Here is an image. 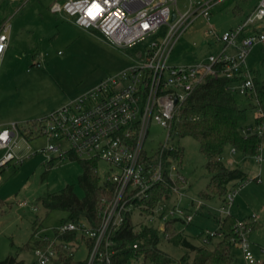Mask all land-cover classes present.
<instances>
[{"label": "built area", "instance_id": "1", "mask_svg": "<svg viewBox=\"0 0 264 264\" xmlns=\"http://www.w3.org/2000/svg\"><path fill=\"white\" fill-rule=\"evenodd\" d=\"M224 1L64 0L49 5L50 12L60 14L78 28L97 34L124 52L128 63L38 118L0 123V171L10 162L15 165L24 157L37 153L42 154L46 162L68 159L73 154L80 159L102 160L109 166L107 175L100 179L101 184L107 185L109 197H101L96 206L94 215L98 224L92 225L85 217L66 220L51 228L50 234H37L36 239L47 238L54 230L58 233L74 231L77 241L62 243L66 253L74 254L80 238L87 249L86 264H111L112 236L127 214L131 222L134 212L146 217L148 223L142 224L160 228L167 240L166 222L172 220L175 228L178 223L189 224L193 211L204 206L201 198H188L187 205L176 203L185 196L181 189L187 182L172 165L177 157L167 151L176 146L173 130L180 118V108L195 86L208 77L226 79L227 91L256 105L252 70L246 57L254 46L264 44V0H257L236 27L221 32L211 22V16ZM199 18L204 20L202 40L192 44L198 50H206L189 62L170 61L180 36ZM10 26L4 21L0 27V63L8 47ZM41 62L36 61L35 66L40 67ZM258 113L256 107L255 116ZM152 123L164 129L165 136L155 149L147 150L145 141ZM261 126L259 123L242 131L260 133ZM37 138H43L44 144L27 151L28 142ZM261 150L259 145L254 155L258 162L263 160L258 153ZM234 151L231 148V152ZM254 177L260 181L257 174ZM162 184L169 187V195H163L149 206L144 198ZM241 184L229 183L219 197L215 207L218 224L230 214ZM245 225L244 221H236L235 232L239 237L234 238L233 243H237L246 264H261L249 249ZM200 235L202 241H207V236H221V232L202 229ZM86 241L91 242L89 247ZM33 253L35 264H51L57 256L52 243L45 248H34ZM139 263L140 258L127 262Z\"/></svg>", "mask_w": 264, "mask_h": 264}, {"label": "rangeland", "instance_id": "2", "mask_svg": "<svg viewBox=\"0 0 264 264\" xmlns=\"http://www.w3.org/2000/svg\"><path fill=\"white\" fill-rule=\"evenodd\" d=\"M53 1L64 0H20L10 9L0 7V19L11 25V36L15 40L10 57V68L5 64L0 66V123L38 118L61 104L69 97L84 91L98 80L128 63L126 54L112 47L97 34L78 28L60 14L49 11ZM180 3L182 0H179ZM255 0H228V4L217 14L211 16L219 31L233 25L234 14L232 6L238 2L243 10L251 6ZM172 12L174 8H171ZM1 24V25H2ZM204 20L197 19L178 39L170 61L174 63L189 62L204 52L192 42L199 44L202 40L201 31ZM200 47H204L200 46ZM44 55V65L37 67L30 63L34 54ZM246 63L251 70L264 76V44L254 46L246 57ZM99 78V79H98ZM235 100L241 107L247 106V98L235 95ZM255 108H247L244 123L253 124ZM254 127V126H252ZM165 131L157 124L149 127L145 148L155 149L162 142ZM175 148H182L180 164L177 158L172 165L184 176L187 184L181 189L186 196H181L176 203L187 205L188 198H201L198 193L204 188L209 174L204 168L205 157L198 150L196 140L190 136L174 139ZM44 144L43 138L28 142V150H33ZM179 145V146H178ZM261 162L254 156H245L237 151L231 152L228 146L223 150V160L228 166H240L245 172L241 186L234 196L230 214L238 221L248 222L244 233L249 238V249L255 259H263L264 249V137ZM230 150V151H229ZM23 152L26 149L22 148ZM21 152V153H23ZM46 159L42 154H30L15 165L10 162L0 171V259L8 254H17L23 264L35 263V255L25 243L32 244L36 235L50 234L51 228L59 226L62 219L67 218L64 210H47L37 197L48 192H57L66 184L73 186L74 193L81 197L82 189L77 185V176L81 168L76 160H55L46 169ZM109 170L106 162H97V174L102 180ZM260 181H256L255 175ZM178 185V182L176 183ZM202 199V198H201ZM204 206L193 211V219L189 224L176 225L184 236L194 244L210 249L220 239L215 236L209 243L203 244L201 230H216L219 224L214 219L218 214L215 207L219 204V196L212 199H202ZM21 202H24L20 204ZM36 207L33 210L32 207ZM252 217L256 220L252 221ZM140 220L145 222H139ZM132 223L137 229L146 222V217L132 214ZM36 228L32 229V223ZM253 228V229H252ZM158 247L178 258L188 252L180 245H175L163 238V232L158 229ZM239 235L233 236V239ZM79 245L74 250V258L82 260L87 255L84 242L78 238ZM232 239V242H234ZM237 244V243H236ZM233 243V264H246L241 250ZM76 246V245H75ZM21 248V249H20ZM189 257L194 252H188Z\"/></svg>", "mask_w": 264, "mask_h": 264}, {"label": "trees", "instance_id": "3", "mask_svg": "<svg viewBox=\"0 0 264 264\" xmlns=\"http://www.w3.org/2000/svg\"><path fill=\"white\" fill-rule=\"evenodd\" d=\"M16 2L0 0V7L10 9ZM2 18L1 20H3ZM252 79L256 97V105L247 101V106L241 107L234 98V94L225 89L226 79L208 77L199 83L184 100L180 108V118L177 120L173 133L177 137L190 136L198 144V150L205 157L204 168L209 178L204 188L198 195L202 199H212L213 196H222L229 183L243 182L245 172L240 166L230 167L223 160L225 147L233 148L245 156H254L257 147L262 144L264 137V76L252 70ZM258 108V116H254L253 124L244 123L247 108ZM261 124V132H243L249 126ZM179 146V145H178ZM176 156L178 164L182 156V148H174L167 151ZM70 160L78 161L81 168L77 176V185L82 189L83 195L78 197L71 184H66L57 192H48L37 197V201L47 210H64L68 213L66 220H77L85 217L94 226L98 224L95 219V209L101 197L108 196L106 184H101L97 174L96 159H80L73 154ZM52 161L46 163V169ZM170 189L166 185H158L150 190L144 202L149 206L154 205L163 195L168 196ZM1 201V200H0ZM214 219H216L214 217ZM237 219L228 214L219 223L220 239L210 249L206 246L191 243L182 231H178L172 220L166 222L165 232L168 234L167 241L185 247L188 252H194L192 258L188 252L178 258L171 257L159 247L158 230L141 224L137 229L127 214L120 227L113 234L114 253L111 256V264H127L131 260L140 258L139 264H233V236L236 235ZM252 221H255L252 219ZM247 225L248 222H245ZM253 228L256 226L252 225ZM36 225L32 223V229ZM252 228V229H253ZM213 236H207L209 243ZM58 240V243L53 242ZM77 241V233L74 231L58 233L54 230L51 236L44 239H36L32 244H23L33 251L34 248H45L48 244L57 250V256L51 260V264H86V259L76 260L74 254L66 253L62 243ZM87 246L91 245L86 241ZM135 244V247L133 245ZM21 249V248H20ZM0 264H23V260L17 254H8L0 259ZM35 264V263H33ZM262 264H264V252Z\"/></svg>", "mask_w": 264, "mask_h": 264}, {"label": "crops", "instance_id": "4", "mask_svg": "<svg viewBox=\"0 0 264 264\" xmlns=\"http://www.w3.org/2000/svg\"><path fill=\"white\" fill-rule=\"evenodd\" d=\"M8 1V0H7ZM10 2H18V1H10ZM228 0L222 2L215 10L212 11V16L214 14H217L219 11H221V9H223L228 3ZM257 0H255L251 6L249 8H247L246 10H243L242 7L240 6V4L238 2H236L235 5L232 6V11H233V14H234V22H233V25L230 26L229 28L227 29H231V28H234L236 27L238 24H240L242 22V20L244 19V17L249 13V11L253 8V6L256 4ZM63 17V16H62ZM64 19H66L65 17H63ZM67 20V19H66ZM2 21L0 19V27H1V24H2ZM69 21V20H68ZM215 26H217L215 23H213ZM11 28V26H10ZM217 28V27H216ZM218 29V28H217ZM227 29H224V30H227ZM222 30V31H224ZM221 31V32H222ZM14 43H15V40L13 39V37L11 36V32L9 31L8 33V47L6 48V50L4 51L3 53V56H2V59H1V63H0V66L1 64H5L7 67H8V70L10 68V57H11V53H12V50H13V46H14ZM44 55H41L40 53H36L33 55L32 57V61L30 63L34 64L35 65V62L36 61H39L41 60V66L44 65ZM99 79V78H98ZM230 148V147H229ZM230 151V150H229ZM235 152V151H234ZM224 153V152H223ZM256 221V220H255ZM179 224V223H178ZM194 244V243H193ZM197 245V244H195ZM243 256V255H242Z\"/></svg>", "mask_w": 264, "mask_h": 264}]
</instances>
